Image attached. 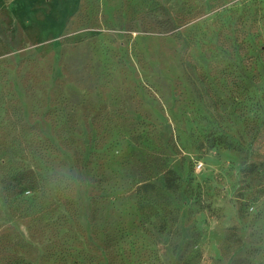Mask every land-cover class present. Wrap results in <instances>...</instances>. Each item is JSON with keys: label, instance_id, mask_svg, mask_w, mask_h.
I'll return each mask as SVG.
<instances>
[{"label": "rangeland", "instance_id": "obj_1", "mask_svg": "<svg viewBox=\"0 0 264 264\" xmlns=\"http://www.w3.org/2000/svg\"><path fill=\"white\" fill-rule=\"evenodd\" d=\"M0 264H264V0H0Z\"/></svg>", "mask_w": 264, "mask_h": 264}, {"label": "trees", "instance_id": "obj_2", "mask_svg": "<svg viewBox=\"0 0 264 264\" xmlns=\"http://www.w3.org/2000/svg\"><path fill=\"white\" fill-rule=\"evenodd\" d=\"M164 182H165V188L171 192H174L178 187H179V183H180V178L179 176L171 169H167L164 172ZM141 189L144 192H150V191H156L155 186L151 185V184H144L141 186Z\"/></svg>", "mask_w": 264, "mask_h": 264}]
</instances>
